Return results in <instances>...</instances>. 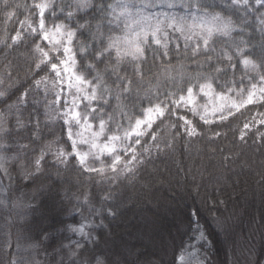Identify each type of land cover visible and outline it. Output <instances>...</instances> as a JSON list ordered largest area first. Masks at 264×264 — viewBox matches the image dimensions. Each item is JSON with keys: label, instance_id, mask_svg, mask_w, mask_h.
I'll return each mask as SVG.
<instances>
[{"label": "snow or ice", "instance_id": "snow-or-ice-1", "mask_svg": "<svg viewBox=\"0 0 264 264\" xmlns=\"http://www.w3.org/2000/svg\"><path fill=\"white\" fill-rule=\"evenodd\" d=\"M20 7L13 0H0V20L5 26L13 21L18 25L14 35L5 27L0 46L12 49L29 39L35 42L29 87L23 91V86L14 88L11 83L5 87V77L0 76V210L8 213L9 229H20L15 245L11 231L6 233L7 264H35L20 254L22 239L35 240L28 221L30 205L12 196L11 166L22 157L28 158L26 167L32 169L24 171L25 179L41 174L51 155L52 167H72L81 174H95L101 182L116 181L122 174L135 175L153 148L162 150L154 125L166 116L182 121L183 135L195 137L201 135L199 128L180 110L211 126L248 105L264 107V0H39L23 5L30 13L23 20L18 16ZM174 34L184 38L183 51L179 43L172 45ZM173 49L177 59L193 61L195 75L169 74L167 80L176 91L141 94L145 73L158 63L170 64ZM6 75L12 79L11 71ZM200 95L207 103L193 106ZM259 116L264 125V112ZM57 123L62 137L41 145L44 128ZM244 129H249L248 123ZM245 135L241 131L242 141ZM84 203L89 204L87 198ZM101 205L89 207L99 223L93 219L67 226L84 241L66 246L70 264H116L96 249L104 238L97 230L110 228L104 221L116 220L119 206L111 194L101 198ZM18 220L23 222L17 224ZM186 236L174 251L172 264H193V259L205 264L201 249L213 242L199 219L189 221ZM88 243L95 247L89 249ZM35 246V242L28 245Z\"/></svg>", "mask_w": 264, "mask_h": 264}, {"label": "trees", "instance_id": "trees-1", "mask_svg": "<svg viewBox=\"0 0 264 264\" xmlns=\"http://www.w3.org/2000/svg\"><path fill=\"white\" fill-rule=\"evenodd\" d=\"M36 2L39 0H13L21 5L20 20L30 14L23 5ZM34 12L33 22L37 23ZM47 23L51 26V19ZM5 27L10 35H14L13 29L18 25L13 21L5 26L0 20V37L4 35ZM177 37L178 34L170 37L172 45L179 43L183 51L184 38ZM34 43L29 39L12 49L0 46V76L5 77V87L9 83L14 88L23 86L21 91L29 87L28 69L35 58ZM45 43L41 42V45ZM8 71L12 73L11 80L7 79ZM181 72L185 76H194L196 65L191 59H177L173 49L170 64L160 66L158 63L145 73L139 85L141 94L145 91H176L167 77L170 74L179 78ZM186 87L187 83L183 85L185 94ZM198 97L203 98L202 95ZM36 99L40 96L36 95ZM49 99H53L51 92ZM262 112L264 107L248 105L219 125L205 126L198 116L180 110L181 115H186L199 128L201 135L195 137L183 135L179 128L182 121L166 116L163 123L157 121L154 125L162 150L158 152L153 148L151 156L135 175L125 178L122 174L116 181L101 182L95 174H81L72 167H52L51 155L47 157L48 163L41 174L25 179L24 171L32 169L26 167L28 158L22 157L11 166L12 196L30 205L28 221L35 240L22 239L20 243L24 247L20 254L35 264H70L72 257L66 246L75 240L82 244L84 241L79 235L67 231V226L93 219L99 223V217L90 214L89 207L100 208L101 198L111 194L119 206L120 215L111 222L105 219L104 223L110 224L109 229L97 230L104 238L96 251L105 253L116 264H172L174 251L182 240H187L191 219H199L213 242L205 264H262L264 139L260 134H264V125L259 124L262 118L259 113ZM245 123L249 124V129H244ZM241 131L246 132L243 141ZM217 132L219 136L215 135ZM58 137H62L58 123L44 128L41 145ZM21 142L27 143L26 140ZM38 151L39 148L36 154ZM8 183L5 179L4 184ZM2 191L0 189V194ZM85 198L89 204L84 203ZM7 216L6 211L0 210V264H7L10 258L9 249L3 247L6 233L11 231V242L15 245L20 231L18 227L9 229L6 226ZM22 222L18 220L17 224ZM217 223L222 227H217ZM96 235V231L92 232L93 237ZM33 242L36 246L28 247ZM87 247L92 249L95 246L88 243ZM11 251L15 253L16 250Z\"/></svg>", "mask_w": 264, "mask_h": 264}, {"label": "rangeland", "instance_id": "rangeland-1", "mask_svg": "<svg viewBox=\"0 0 264 264\" xmlns=\"http://www.w3.org/2000/svg\"><path fill=\"white\" fill-rule=\"evenodd\" d=\"M178 3H179V0H178ZM154 11H161V9H154ZM164 11H167V9H164ZM175 11L177 12V14H182V13H179V9H176ZM206 103H207V99L205 97H203L202 99H200L198 96H196V98L194 100V103H193V106H195V105H201L202 106V105H204ZM209 107H210V105H209ZM241 109H243V108H241ZM198 111H202V108L198 109ZM238 112H234V114H236ZM85 149H86V146H85ZM208 249H209V247H207L205 249H201V256H200V258L204 259L205 262L207 261V257H208V254H207ZM193 264H196L195 259H193ZM249 264H251V263H249ZM262 264H264V259L262 261Z\"/></svg>", "mask_w": 264, "mask_h": 264}]
</instances>
